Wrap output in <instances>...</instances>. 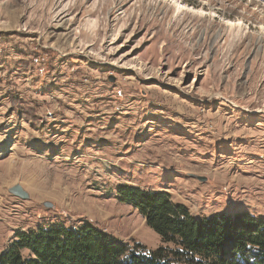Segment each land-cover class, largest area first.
Returning <instances> with one entry per match:
<instances>
[{"label":"rangeland","instance_id":"obj_1","mask_svg":"<svg viewBox=\"0 0 264 264\" xmlns=\"http://www.w3.org/2000/svg\"><path fill=\"white\" fill-rule=\"evenodd\" d=\"M120 184L264 216V0H0V255L53 223L165 246Z\"/></svg>","mask_w":264,"mask_h":264},{"label":"trees","instance_id":"obj_2","mask_svg":"<svg viewBox=\"0 0 264 264\" xmlns=\"http://www.w3.org/2000/svg\"><path fill=\"white\" fill-rule=\"evenodd\" d=\"M117 196L144 216L165 246L121 243L92 223H53L17 232L0 264H264V216L249 209L198 218L165 190L120 184Z\"/></svg>","mask_w":264,"mask_h":264},{"label":"water","instance_id":"obj_3","mask_svg":"<svg viewBox=\"0 0 264 264\" xmlns=\"http://www.w3.org/2000/svg\"><path fill=\"white\" fill-rule=\"evenodd\" d=\"M199 178L201 180H205L204 176H199ZM10 192L23 198V199H27L29 198L30 194L29 192L23 187V185H21L20 183H16L13 186L10 187ZM45 206L46 207H52L53 203L51 201H45Z\"/></svg>","mask_w":264,"mask_h":264},{"label":"bare ground","instance_id":"obj_4","mask_svg":"<svg viewBox=\"0 0 264 264\" xmlns=\"http://www.w3.org/2000/svg\"><path fill=\"white\" fill-rule=\"evenodd\" d=\"M178 7H179V9H180V8H182V6H181V5H180V6H178Z\"/></svg>","mask_w":264,"mask_h":264}]
</instances>
